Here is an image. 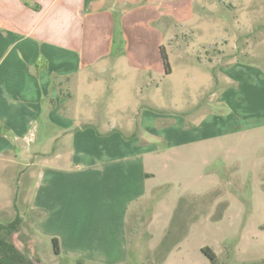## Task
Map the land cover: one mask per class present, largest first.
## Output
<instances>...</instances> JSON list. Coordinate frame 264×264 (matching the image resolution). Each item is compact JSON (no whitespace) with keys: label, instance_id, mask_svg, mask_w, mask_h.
Wrapping results in <instances>:
<instances>
[{"label":"rangeland","instance_id":"rangeland-1","mask_svg":"<svg viewBox=\"0 0 264 264\" xmlns=\"http://www.w3.org/2000/svg\"><path fill=\"white\" fill-rule=\"evenodd\" d=\"M170 8L151 13L137 7L130 16L122 10L114 16L112 56L103 65V73L95 76L96 82L89 83L92 86L78 87L82 100L76 104L78 113L100 117L105 128L98 125V130H107L105 122L109 121L129 123L131 128L123 132L135 131L137 123L139 132V123L145 126L152 120L155 133L147 136L154 145H163L162 137L177 136L178 125L189 130L196 115L199 119L215 116L220 120L218 129L264 123V0H178ZM156 43L164 47L170 73L164 75L159 48L154 53L164 76L132 68L135 65L130 64L128 53L152 51ZM208 44H216L215 50L204 52ZM208 56L213 57L211 63ZM224 60L239 63L245 80L238 93L237 88L230 91L221 86L218 78L216 92H226L227 102L221 110L210 108L208 115L199 110L198 102L209 98L213 76H219ZM97 72V67L91 71ZM245 83L251 86L246 88ZM247 130L248 151L242 158L227 160L218 148L209 165L204 164V157L199 161L195 175L188 172L191 159L187 155L183 158L176 150L165 151L150 183L159 186L148 200L134 204L136 210L129 214L126 264H211L201 252L204 247L213 250L216 264L264 262V127ZM22 145V152L0 154V239L35 264H77L79 260L89 264L98 257L66 253L71 249L66 248L69 240L65 238L78 229L79 236L88 235L84 221L78 218L82 209L69 206L66 196L63 205L67 206L55 208L48 176H43L50 168L68 172L81 166L33 153L32 139ZM181 199L186 202L172 235L178 242L162 254L158 246ZM54 238L59 248L64 247L59 254Z\"/></svg>","mask_w":264,"mask_h":264},{"label":"crops","instance_id":"crops-1","mask_svg":"<svg viewBox=\"0 0 264 264\" xmlns=\"http://www.w3.org/2000/svg\"><path fill=\"white\" fill-rule=\"evenodd\" d=\"M139 1L0 0V154L22 152L24 141L32 139L36 145L31 149L33 153L50 154L54 161L81 166L68 172L60 170L62 167L50 168L43 176H48L55 208L67 206L63 205L66 196L69 206L82 209L78 218L84 221L88 235L79 236L78 229L65 238L69 240L66 248L71 249L66 253L72 257H98L90 259L89 264L128 262L129 214L136 210L134 204L148 200L153 188L159 186L150 183L166 150H176L183 158L187 155L191 159L188 172L195 175L199 161L204 157V164L209 165L218 148L223 149L227 160L242 158L248 151L247 129L264 127L260 123L250 128L218 129L220 120L209 115L210 108L221 110L227 102L226 92H216L218 78L221 86L241 92L245 73L239 63L225 60L219 76H213L209 98H202L204 90L200 93L199 110L209 116H193L189 130L178 125L180 135L160 138L163 145L152 144L148 137L155 133L152 120L145 126L139 123V132L137 123L135 131L123 132V128H131L129 123L109 121L105 122L107 130H98V125L105 128L100 117L78 113L76 104L82 101L78 87L92 86L89 83L96 82L95 76L112 56L114 16L120 10L130 16L137 7L163 13L178 0ZM214 46L205 45L203 51ZM160 47L161 43H156L152 51L144 50L143 54L130 51L129 62L135 65L132 68L168 75L165 69L162 74L154 53ZM182 53L188 55L186 50ZM206 58L212 62L213 57ZM94 67L98 68L97 75L91 73ZM232 70L233 74H228ZM250 86L245 83L246 88ZM184 122L181 119V124ZM59 249V253L64 249L62 244ZM77 264L85 263L79 260Z\"/></svg>","mask_w":264,"mask_h":264},{"label":"trees","instance_id":"trees-1","mask_svg":"<svg viewBox=\"0 0 264 264\" xmlns=\"http://www.w3.org/2000/svg\"><path fill=\"white\" fill-rule=\"evenodd\" d=\"M160 57L166 72H169V65L167 61V55L165 53L164 47H160ZM186 202V200L181 199L179 208L173 214L172 221L166 232V235L161 240L158 250L165 254L174 245L177 244L178 240L173 239V231L176 229L179 219L181 217V206ZM54 250L56 254H59V245L56 238L52 240ZM201 252L209 259L211 264L217 263L216 255L213 250L209 247L202 248ZM0 264H35L34 262L28 260L13 244L3 239H0ZM261 264H264L261 263Z\"/></svg>","mask_w":264,"mask_h":264}]
</instances>
